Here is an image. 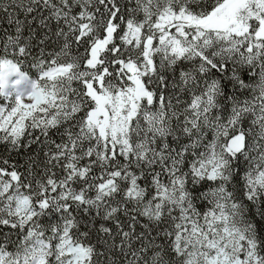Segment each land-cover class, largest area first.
<instances>
[{
	"label": "snow or ice",
	"instance_id": "snow-or-ice-1",
	"mask_svg": "<svg viewBox=\"0 0 264 264\" xmlns=\"http://www.w3.org/2000/svg\"><path fill=\"white\" fill-rule=\"evenodd\" d=\"M0 145V264H264V0H0Z\"/></svg>",
	"mask_w": 264,
	"mask_h": 264
},
{
	"label": "trees",
	"instance_id": "trees-1",
	"mask_svg": "<svg viewBox=\"0 0 264 264\" xmlns=\"http://www.w3.org/2000/svg\"><path fill=\"white\" fill-rule=\"evenodd\" d=\"M34 54H35V50H34ZM23 70L28 72L33 78H35L36 70L31 67V58H29V60L25 62L23 66ZM0 158H7L12 162L23 163L25 156L23 155V153H21L20 155H17L15 153H9L6 151L4 145H0Z\"/></svg>",
	"mask_w": 264,
	"mask_h": 264
}]
</instances>
